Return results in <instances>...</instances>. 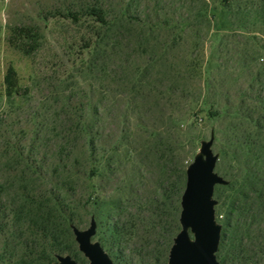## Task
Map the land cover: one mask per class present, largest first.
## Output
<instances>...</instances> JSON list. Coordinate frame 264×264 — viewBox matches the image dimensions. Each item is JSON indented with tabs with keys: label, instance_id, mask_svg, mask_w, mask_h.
Returning <instances> with one entry per match:
<instances>
[{
	"label": "trees",
	"instance_id": "trees-1",
	"mask_svg": "<svg viewBox=\"0 0 264 264\" xmlns=\"http://www.w3.org/2000/svg\"><path fill=\"white\" fill-rule=\"evenodd\" d=\"M220 3L231 20L226 29L250 33L249 26H264V0ZM41 13L44 20L67 21L84 31L80 41L88 55L86 69L91 75L102 72L108 80L102 88L108 98L107 113L110 108L117 109L122 123L133 120L136 125L134 129L122 130L119 136L114 135L115 129H101L99 122L107 118L89 99L83 106L90 111L89 115L76 116L75 122L64 118L68 124L64 123L67 129L62 133L63 142L46 155L53 156V160L41 156L44 145L39 132L35 142L13 148L10 163L15 168L0 176V264H53L63 255L86 264L73 227L83 224L77 212L91 207L103 248L120 264L124 263L129 244L140 257L152 254L155 264H167L179 231V204L186 178V164L175 155V147L185 142L181 135L183 119L176 109L181 107L179 101H191L189 84L200 99L217 95L213 91L216 83L206 79L203 72V43L213 23L210 1L56 0V5ZM42 39L39 27L22 26L12 31L9 43L25 55H32L40 48ZM255 48L251 62L262 60L263 64L253 84L234 94L235 102L227 93L224 107L218 100L207 99L210 117L215 116V110L218 117L229 121L230 149L240 171L227 190L217 253L221 264H264V49ZM181 82L184 85H179ZM4 85L8 99L24 96L13 66L7 70ZM164 100L171 108L168 113ZM159 114L169 125L163 132L161 127L151 128L145 120ZM146 129H151L150 140L144 146L150 154L148 158L169 177L166 184L170 191L167 193L162 186L161 190L172 208L164 216L141 208L147 203H158V198L146 203L138 192L107 196L92 184L86 186L94 178H116L121 169L118 157L121 153L129 157L132 152L135 154L132 139L135 133ZM76 154L88 162V166L81 165L83 170H78V164L72 160ZM132 195L140 201V208L133 211L129 206ZM158 217L166 218V223L157 222ZM139 224L156 231L153 240L147 235L142 241H135L139 238ZM161 237L163 241L159 240Z\"/></svg>",
	"mask_w": 264,
	"mask_h": 264
},
{
	"label": "rangeland",
	"instance_id": "rangeland-1",
	"mask_svg": "<svg viewBox=\"0 0 264 264\" xmlns=\"http://www.w3.org/2000/svg\"><path fill=\"white\" fill-rule=\"evenodd\" d=\"M209 1L213 23L212 29L208 31L203 43L205 56L203 72L206 79L216 83V89L213 91H216L217 95H206L200 99L197 94L194 95V89L189 84L191 101H179L181 107L176 109V114L183 119L180 122L183 130L181 135L185 142L182 143L183 145L175 147V155L179 160L185 162L187 171L188 166L194 162L197 156L201 155L203 145L212 143L211 149L218 156L216 173L226 181V184L215 187L213 197L216 201V220L223 230L229 196L227 190L231 186V181L240 174V171L235 162L234 151L230 149L232 144L227 135L229 121L218 117L215 110H212L215 116L210 117L211 106L207 103V99L209 98L208 102L218 100L224 107L227 93L231 94L230 99L235 102L236 99L233 95L241 90H247L253 84L254 76L259 69L261 70L263 62L259 60L253 63L251 58L255 55V47L264 49V26L259 25L256 28L249 26L250 33L226 29L231 26V20L228 13L223 12L221 0ZM54 5H56V0H0L1 177L15 168V165L10 163L13 148L26 146L29 141L30 143L35 142L37 132L41 134L40 142L44 145L41 156L45 158L47 154H51L50 152L55 150L58 143L63 142L65 135L62 133L67 129L65 124H68V122L65 123L64 118L74 121L77 120L76 116L89 115L90 111L86 109L87 107H83L89 99L98 105L99 113L104 114L103 118H107L99 122L101 129H115L114 135L119 136L122 130L134 129L136 125L133 120L126 124L122 123L121 112L117 109L110 108L107 113L108 98L102 93V88L107 86L108 80L102 72L91 75L86 69L88 67L85 66V61L88 55L84 50V43L80 41L85 34L84 31L67 21L44 20L42 18V10ZM22 26H37L41 30L43 39L40 48L32 55H25L9 43L12 31L16 27ZM262 58H264V51ZM10 66H13L18 73L22 95H24L16 100L8 99L5 94L4 79ZM252 71L254 75L251 74ZM179 85L184 84L181 82ZM196 100L197 102H194ZM164 109L165 113L171 111L167 101H165ZM145 120L152 126L151 128L161 127L162 132L169 126L166 119L160 114L154 119ZM148 131L150 132L151 129L143 130V133H135L131 144V147L136 151L135 154L131 150L130 157L124 153L120 154L118 159L121 169L116 172V178L112 181L108 179L101 181L99 178H94L91 182L89 180L88 184L84 181L85 179H81V182H86L87 187L91 184L96 186L99 190L105 191L102 194L107 196L118 192L126 195L138 192L146 203L158 198V203L151 206L147 203L141 208L147 210L148 213L153 212L158 216H164L168 212L167 210L172 208L171 202L165 200L162 196L164 191L161 190L162 186L168 190L167 193L170 191L169 184H166L169 182V177L154 165L152 159L148 158L150 154L144 147L150 140ZM122 148L126 149V147ZM52 157L46 158L51 161L54 159ZM65 157H67V153H65ZM72 160L78 164V170L84 169L81 165L88 166V162L79 154H76ZM186 181L187 177L182 185V195ZM131 197L130 209L132 208L133 211L136 207L140 208L139 198L135 195ZM179 205L177 235L182 229L179 221L181 201ZM92 213H94L92 207L88 211L81 209L77 212L78 218L83 222L79 227L81 230H87L92 221H95L97 234L93 238V242H98L102 246L100 238L102 235H99L100 227ZM158 220L157 222L160 224L167 221L163 217ZM139 225V238L136 237L135 241H142L147 235L153 240L156 231L145 224ZM159 240L163 241V238L161 237ZM134 250L132 244L127 245L123 264H155L154 255L145 253L140 257L139 253ZM105 251L114 264H120L119 259H116L107 250ZM80 254L87 261L86 264H89L88 259L81 252ZM73 259L79 264H84L80 259Z\"/></svg>",
	"mask_w": 264,
	"mask_h": 264
},
{
	"label": "water",
	"instance_id": "water-1",
	"mask_svg": "<svg viewBox=\"0 0 264 264\" xmlns=\"http://www.w3.org/2000/svg\"><path fill=\"white\" fill-rule=\"evenodd\" d=\"M212 143L204 144L186 171V187L181 198V231L174 239L168 264H220L217 253L222 227L216 220L215 187L226 181L216 173L218 156L211 149ZM79 251L89 264H114L98 242L97 224L92 221L87 230L73 227ZM53 264H79L71 256H59Z\"/></svg>",
	"mask_w": 264,
	"mask_h": 264
}]
</instances>
